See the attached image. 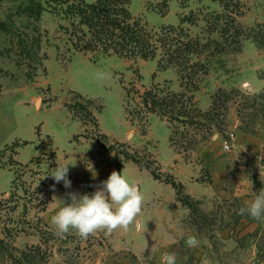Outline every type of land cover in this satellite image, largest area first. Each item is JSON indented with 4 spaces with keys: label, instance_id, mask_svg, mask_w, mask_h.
Listing matches in <instances>:
<instances>
[{
    "label": "rangeland",
    "instance_id": "rangeland-1",
    "mask_svg": "<svg viewBox=\"0 0 264 264\" xmlns=\"http://www.w3.org/2000/svg\"><path fill=\"white\" fill-rule=\"evenodd\" d=\"M45 1L0 0V21L12 29L0 30V264H18L21 233L43 238L42 246L27 245L20 254L27 264H48L52 248L63 251L69 264H81L88 249L105 245L95 234L84 239L74 230L61 236L42 224L40 214L63 184L50 176L57 163L68 165L74 186L90 184L85 177L101 156L127 168L121 173L130 183L136 176L142 179L134 169L166 182L174 176L158 153L168 145L189 161L210 143L232 154L240 135L264 140V0H173L168 8L159 0L130 1L132 14L149 28L178 26L185 19L186 32L201 41L195 59L204 66L186 83L176 68L159 69L158 59L70 56L59 31L62 19ZM229 15L237 19L241 34L233 28L223 38L221 28L209 23ZM17 34L28 37L32 57L22 56ZM149 90L161 98L185 94L189 116L168 119L156 112L144 100ZM53 115L71 121L76 130L82 127L65 152L53 148L58 137L42 132L44 120L51 117V122ZM100 119L122 139L102 133ZM209 178L203 169L199 181ZM94 192L86 187L83 195ZM194 200L196 211L182 203L190 211L186 227L205 242L204 253L212 261L221 259L223 241L217 234L238 221L241 205ZM115 260L106 263L104 258L100 264Z\"/></svg>",
    "mask_w": 264,
    "mask_h": 264
},
{
    "label": "crops",
    "instance_id": "crops-1",
    "mask_svg": "<svg viewBox=\"0 0 264 264\" xmlns=\"http://www.w3.org/2000/svg\"><path fill=\"white\" fill-rule=\"evenodd\" d=\"M94 96H99L92 94ZM44 120L43 133L52 135L53 147L57 152H65L70 138L81 132L76 126L64 117L49 122ZM40 122V121H39ZM42 122V121H41ZM101 132L117 140L122 139V134L114 133L109 126L100 119ZM171 132V131H170ZM218 142L201 147L194 153L193 159L187 161L173 147L160 154L161 162L167 165L168 171L183 184L185 192L196 200H212L213 202L237 201L241 207L245 202L251 201L253 193H258L264 188V140L252 136L240 135L236 138L233 153H223L217 147ZM36 151V150H35ZM34 151V152H35ZM164 158V159H163ZM166 158V159H165ZM199 158V159H198ZM127 168L122 167L115 158L99 157L98 167L85 179L88 185L65 188L62 184L52 193V198L46 209L40 214L45 228L56 230L50 220L64 203H71L68 193L83 195L86 187L98 190L101 182L108 179L112 171L121 173ZM209 172V181L200 182L202 170ZM136 173L143 174L134 178L143 194L144 201L140 214L125 231L117 229L112 233L99 230L95 233L104 246H93L88 249L86 260L81 264H100L103 259L115 264H161L165 253H174L176 264H264V222L254 220L247 215L240 216L236 223H231L218 232L223 241L221 259L212 261L211 255H206L207 245L197 235L186 227L185 220L190 215L189 209L182 205L178 199L175 188L166 182L155 179L151 174L134 169ZM150 176V177H149ZM149 178H152L151 180ZM56 197V198H55ZM74 231L71 229L70 234ZM189 235H194L199 240V245L189 248L185 240ZM6 240H8L6 238ZM41 234L33 233L26 236L24 233L17 237L16 245L21 248L18 264H27L20 254L27 245H43ZM100 248V249H98ZM53 257L48 264H69L64 258L63 251L52 248ZM101 250L100 252H98ZM92 256V258H88ZM146 255L147 257H144ZM104 257V258H103ZM138 257V258H137ZM142 257V258H141ZM12 264V263H11Z\"/></svg>",
    "mask_w": 264,
    "mask_h": 264
},
{
    "label": "trees",
    "instance_id": "trees-1",
    "mask_svg": "<svg viewBox=\"0 0 264 264\" xmlns=\"http://www.w3.org/2000/svg\"><path fill=\"white\" fill-rule=\"evenodd\" d=\"M130 1L46 0L45 2L62 19L59 31L66 36L67 51L70 56L82 53L127 59H158L159 69L176 68L183 82L194 81V77L196 78L199 72L196 68L204 66L201 61L195 59L203 45L200 40L191 38L186 32L183 27L185 19H181L178 26L149 28L140 18L132 14ZM172 1L159 0V3L168 8ZM229 16L218 20L213 19L209 23L212 25L214 22L217 26L216 30L221 28L223 38L226 35L229 37V32L233 28L239 35L241 34L237 28V19L232 15ZM0 30L12 31L11 27L3 21H0ZM16 37L21 46L22 56L32 57L33 52L32 47L29 46L28 37L22 34H17ZM185 97V94L171 93L161 98L157 93L154 94L152 90H149L145 92L144 100L147 104L150 103L156 112L168 119L179 120V117L189 116ZM154 176L159 179L155 174ZM166 183L175 188L178 199L183 205L196 211V202L185 192L182 183L174 177L167 178Z\"/></svg>",
    "mask_w": 264,
    "mask_h": 264
},
{
    "label": "clouds",
    "instance_id": "clouds-1",
    "mask_svg": "<svg viewBox=\"0 0 264 264\" xmlns=\"http://www.w3.org/2000/svg\"><path fill=\"white\" fill-rule=\"evenodd\" d=\"M68 172V165L57 163V167L51 169L50 176L56 183L63 182L65 188H70ZM252 193L254 198L245 202V206L240 207L237 214L264 222V188L258 193ZM67 195L71 203L66 204L60 200L63 206L51 217L50 223L55 227L57 235L62 236L74 229L84 239L99 230L107 233L117 229L126 231L140 214L144 201L138 185L130 183L122 173L115 170L91 196H78L76 193ZM185 243L189 248H195L199 245V240L196 236L189 235ZM161 264H176L175 254L165 253Z\"/></svg>",
    "mask_w": 264,
    "mask_h": 264
},
{
    "label": "built area",
    "instance_id": "built-area-1",
    "mask_svg": "<svg viewBox=\"0 0 264 264\" xmlns=\"http://www.w3.org/2000/svg\"><path fill=\"white\" fill-rule=\"evenodd\" d=\"M227 149H230V147H229V145L227 144L226 146H225Z\"/></svg>",
    "mask_w": 264,
    "mask_h": 264
}]
</instances>
